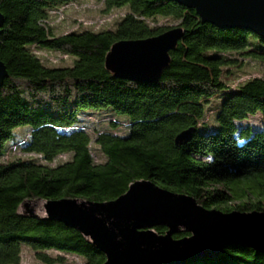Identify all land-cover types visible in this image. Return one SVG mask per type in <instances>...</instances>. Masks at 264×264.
Instances as JSON below:
<instances>
[{
	"label": "trees",
	"instance_id": "trees-1",
	"mask_svg": "<svg viewBox=\"0 0 264 264\" xmlns=\"http://www.w3.org/2000/svg\"><path fill=\"white\" fill-rule=\"evenodd\" d=\"M87 4L0 0V61L8 71L0 88V264H22L23 245L41 264H65L63 256L106 262L75 229L24 215L25 202L107 203L149 181L206 210L264 214V129L239 125L257 115L264 120V78L231 85L244 63L264 64V39L203 24L170 0H97L101 12L91 24L57 34L59 19ZM161 20L185 33L160 80L115 79L105 67L113 45L164 34L171 28ZM71 59L72 66L56 67ZM96 113L124 123L106 118L92 131L85 116ZM118 126L128 134L119 135ZM19 129L28 130L21 141ZM190 129L193 139L178 145ZM188 264H264V255L230 247L219 259Z\"/></svg>",
	"mask_w": 264,
	"mask_h": 264
},
{
	"label": "water",
	"instance_id": "water-1",
	"mask_svg": "<svg viewBox=\"0 0 264 264\" xmlns=\"http://www.w3.org/2000/svg\"><path fill=\"white\" fill-rule=\"evenodd\" d=\"M194 10L203 24L222 30H249L264 39V0H170ZM5 24L0 13V33ZM180 28L147 39L120 41L105 61L115 79L140 84L157 83L171 63L184 36ZM8 71L0 61V88ZM192 129L176 138L178 145L193 139ZM25 202L23 214L40 218ZM44 219L56 221L82 234L106 258L105 264H188L219 259L230 247L264 255V214L206 210L189 196L162 189L149 181L132 184L115 201L46 202ZM165 228L158 235L156 228ZM185 233L188 236L175 239Z\"/></svg>",
	"mask_w": 264,
	"mask_h": 264
},
{
	"label": "rangeland",
	"instance_id": "rangeland-1",
	"mask_svg": "<svg viewBox=\"0 0 264 264\" xmlns=\"http://www.w3.org/2000/svg\"><path fill=\"white\" fill-rule=\"evenodd\" d=\"M83 2H88L89 4H87V6L85 7H77L78 11L74 10V9H70L68 10V12L62 16L59 21H58V27L56 29L57 34H62L64 32H67L69 30V28H71L75 23H79L81 24L82 21L84 23H86L87 25L91 24V22L93 20H90L91 18L97 17L98 13L101 12L99 11L100 7L99 6H95L96 1L97 0H82ZM75 8V7H74ZM112 19V17H108L105 20L102 19L103 21H107V20ZM86 25V26H87ZM159 26H167L168 28L174 29L177 27V24L174 23L172 20H161L159 23ZM112 29V28H111ZM170 29V30H171ZM234 58V57H233ZM56 60H52V62H55ZM72 59L69 60H58L56 67L59 68H66L68 66H72ZM236 82H234L233 84H231L234 88L236 86H238L240 83H244L250 79H255V78H264V64L261 63H257V62H246L243 64L242 68L237 70L236 73ZM213 108H211L210 111H212ZM210 114H212L210 112ZM86 119L91 120L92 122V131L96 130L97 128L102 129L100 126H98L97 123H99L101 120L103 119H111V121H118L121 125V123H124L123 120H119V119H114V117L112 116V114L110 113H96L94 115H89V116H85ZM121 119H124L125 122L127 121V117H120ZM213 120V116H211V119L209 121ZM87 121V120H86ZM240 126L246 127V126H250L254 129H264V120L262 119V117L260 115L254 116V117H249V119L245 122H242L239 124ZM101 126H104V124H102ZM119 127V131L118 134L121 136H124L126 133L128 134V129L122 130V128L120 126ZM17 139L18 141H21L23 139L26 138L27 134H28V130L26 129H19L17 130ZM18 157H21V153H19L17 151ZM98 159H100L99 156H97ZM101 160V159H100ZM42 203V202H41ZM38 204V203H37ZM35 210V213L40 216V217H44L45 216V208L42 209V211H39L38 209H35V207H33ZM22 212L24 211V209L21 210ZM23 254H22V259L23 262L22 264H41L39 263L36 258H35V254L34 252L28 250V246L27 245H23ZM27 248V249H26ZM49 256L51 257H58V253L56 252H48L47 253ZM65 258V264H83L84 261L80 258H77L75 256H63Z\"/></svg>",
	"mask_w": 264,
	"mask_h": 264
},
{
	"label": "bare ground",
	"instance_id": "bare-ground-1",
	"mask_svg": "<svg viewBox=\"0 0 264 264\" xmlns=\"http://www.w3.org/2000/svg\"><path fill=\"white\" fill-rule=\"evenodd\" d=\"M44 203H38L33 205V207H35V209H38L39 211H42V209L44 208Z\"/></svg>",
	"mask_w": 264,
	"mask_h": 264
}]
</instances>
